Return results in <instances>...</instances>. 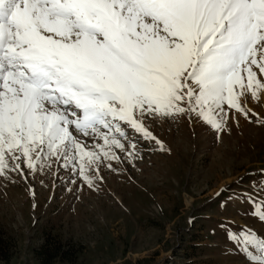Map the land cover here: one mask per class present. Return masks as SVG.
Instances as JSON below:
<instances>
[{"label":"snow or ice","instance_id":"obj_1","mask_svg":"<svg viewBox=\"0 0 264 264\" xmlns=\"http://www.w3.org/2000/svg\"><path fill=\"white\" fill-rule=\"evenodd\" d=\"M262 94L264 0H0V175L55 158L91 185L122 125L156 140L145 120L187 114L219 134ZM241 236L264 264V237Z\"/></svg>","mask_w":264,"mask_h":264},{"label":"rangeland","instance_id":"obj_2","mask_svg":"<svg viewBox=\"0 0 264 264\" xmlns=\"http://www.w3.org/2000/svg\"><path fill=\"white\" fill-rule=\"evenodd\" d=\"M247 107L219 134L187 114L145 120L160 143L122 125L126 150L90 171L91 185L55 158L0 175V229L18 241L0 264H40L48 232L83 246L76 264H259L241 233L264 237V100Z\"/></svg>","mask_w":264,"mask_h":264},{"label":"trees","instance_id":"obj_3","mask_svg":"<svg viewBox=\"0 0 264 264\" xmlns=\"http://www.w3.org/2000/svg\"><path fill=\"white\" fill-rule=\"evenodd\" d=\"M18 251V241L7 230L0 229V260L10 262ZM83 246L72 240H63L59 235L48 232L43 243L33 250L40 264L56 262L76 264Z\"/></svg>","mask_w":264,"mask_h":264}]
</instances>
